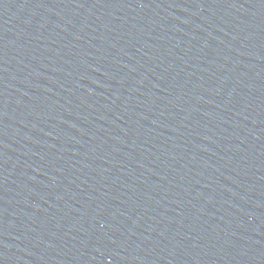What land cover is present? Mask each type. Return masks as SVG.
Returning <instances> with one entry per match:
<instances>
[{
	"label": "water",
	"instance_id": "obj_1",
	"mask_svg": "<svg viewBox=\"0 0 264 264\" xmlns=\"http://www.w3.org/2000/svg\"><path fill=\"white\" fill-rule=\"evenodd\" d=\"M0 264H264V0H0Z\"/></svg>",
	"mask_w": 264,
	"mask_h": 264
}]
</instances>
